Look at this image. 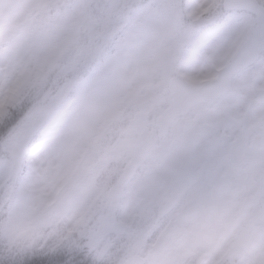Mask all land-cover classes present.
<instances>
[{"label":"rangeland","instance_id":"rangeland-1","mask_svg":"<svg viewBox=\"0 0 264 264\" xmlns=\"http://www.w3.org/2000/svg\"><path fill=\"white\" fill-rule=\"evenodd\" d=\"M52 1L0 0V97L21 85V62L37 65L50 51L52 63L60 61L56 72L64 77L54 80V95L4 145V149L13 148V153L20 147L27 150L25 169L13 174L12 155L0 152V254L56 219L69 229L74 218L86 211L89 218L80 226L94 219L86 241L94 259L102 244H110L102 264H218L224 258L226 264H264V235L261 239L249 235L234 247L240 235L233 229L224 231L225 213L215 207L205 190L199 192L210 195L205 198V211L189 223L179 218L185 202L164 218L154 217L166 194L158 187L161 178L180 159L179 150H169L178 148L176 141L164 139L160 147L149 150L145 157L151 153L148 169L145 160L140 165L144 176L135 175L128 181L118 178L92 212L88 207L97 199L98 190L85 176L97 163L104 161L107 167L120 157L125 159L126 151L140 150L134 139L116 145L113 128L103 137L102 142L111 145L102 161H97L101 147L85 150V145L94 131L106 128L107 120L115 117L113 111L127 96L148 82L150 72L161 78L158 83L176 73L195 84L212 74L240 45L244 31L253 27L252 21L244 19L210 34L229 12L221 10V3L219 11L215 7L197 17L193 11L202 12L203 0H183L180 15L177 0H73L50 12L48 3ZM124 4L127 9L112 19ZM179 16L183 21L173 30ZM77 20L73 42L57 48ZM85 55L92 60L84 65ZM73 70L77 71L75 78L65 81V74ZM138 91L140 98L155 102L157 95L150 89ZM124 111L121 117L136 116L125 107ZM141 212L143 218H137ZM40 245L46 250L54 248L52 230Z\"/></svg>","mask_w":264,"mask_h":264},{"label":"flooded vegetation","instance_id":"flooded-vegetation-1","mask_svg":"<svg viewBox=\"0 0 264 264\" xmlns=\"http://www.w3.org/2000/svg\"><path fill=\"white\" fill-rule=\"evenodd\" d=\"M201 108L202 113L206 112L204 106ZM249 115L246 112L234 120V127H230L228 122L208 124L206 120H201L194 128L190 127L189 122L180 125V128L183 134L189 133L191 137L196 133L194 139L203 138L202 145L226 158V166L218 174L221 177L219 183L235 180L238 186L244 188L241 189V199H246L247 207L251 204L255 213L264 203V119H253V122L246 124L245 117ZM194 146L186 144L185 155H192ZM198 152L202 150L198 149Z\"/></svg>","mask_w":264,"mask_h":264},{"label":"snow or ice","instance_id":"snow-or-ice-1","mask_svg":"<svg viewBox=\"0 0 264 264\" xmlns=\"http://www.w3.org/2000/svg\"><path fill=\"white\" fill-rule=\"evenodd\" d=\"M213 7L211 0H203L200 9L211 10ZM232 11L224 14L215 26L210 30L213 32L222 31L228 27L236 25L241 20L250 19L253 27L257 29L261 35H264V0H236L232 5ZM201 11L194 10L193 15L199 17ZM79 21H74L67 30V34L63 40L57 44V48H62L67 43L73 42L75 28ZM25 104H19L15 107L7 109L5 114L3 104H0V116L3 117L0 122V137L8 134L9 129L16 123L21 116ZM47 205L45 204L44 207ZM87 212H81L73 220V231L78 228L85 219ZM102 229L105 225L101 226ZM0 264H102V261L94 259L92 253L84 246L79 244L68 243L62 247H56L48 251L34 250L24 255L4 256L0 257Z\"/></svg>","mask_w":264,"mask_h":264},{"label":"trees","instance_id":"trees-1","mask_svg":"<svg viewBox=\"0 0 264 264\" xmlns=\"http://www.w3.org/2000/svg\"><path fill=\"white\" fill-rule=\"evenodd\" d=\"M38 98H39V94H29L28 95L23 91L11 103H8V104L3 106L5 114H6L8 108L15 107V106L22 104V103L25 104V107L23 109L21 116L16 121V123H17L24 115H26L28 113L29 107H31V105H33L37 101ZM42 102H43V100H42ZM2 119H3V117L0 116V122H2ZM9 131H10V129H9ZM3 137H0V141L3 139ZM76 233H77V229H75V231H74V234H76ZM59 238H60L58 241L59 243L56 247H62V246L67 244L65 238H61V237H59ZM81 246H82V244H81ZM34 250H38V249H37L36 245L32 244L27 248V250L23 253V255L30 253ZM4 256H10V255L8 253H6V255H4ZM4 256H1V257H4Z\"/></svg>","mask_w":264,"mask_h":264},{"label":"water","instance_id":"water-1","mask_svg":"<svg viewBox=\"0 0 264 264\" xmlns=\"http://www.w3.org/2000/svg\"><path fill=\"white\" fill-rule=\"evenodd\" d=\"M257 33V31H255V33L254 34H256ZM254 34H253V36H254ZM260 48L261 47H264V35H263V37H262V41H261V45H258ZM197 92H200V91H197ZM197 92H193V93H190V94H188L187 96H192V95H194V94H196ZM182 99V98H181ZM180 99V100H181ZM158 122H161V126L162 127H164L165 125H167L168 124V122H169V118L166 116V115H162L159 119H158ZM23 153V151H19L18 152V155L16 156V161H20V157H21V154ZM17 170V169H16ZM103 252H101L100 254H99V256H101V254H102Z\"/></svg>","mask_w":264,"mask_h":264}]
</instances>
